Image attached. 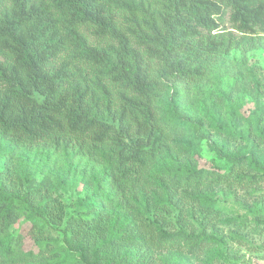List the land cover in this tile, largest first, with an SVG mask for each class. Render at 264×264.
<instances>
[{"label":"trees","instance_id":"16d2710c","mask_svg":"<svg viewBox=\"0 0 264 264\" xmlns=\"http://www.w3.org/2000/svg\"><path fill=\"white\" fill-rule=\"evenodd\" d=\"M260 35L264 0H0V138L103 166L94 183L99 199L74 213L40 190L1 189L0 257L162 264L161 225L172 213L193 229L196 212L187 214L195 189L257 184L255 174L240 173L251 166L241 158L225 174L150 168L184 134L172 103L160 108L166 82L201 83L216 62ZM25 215L43 225L27 232L36 251L20 253L24 237L10 227ZM45 227L59 228L81 262Z\"/></svg>","mask_w":264,"mask_h":264},{"label":"rangeland","instance_id":"374dc122","mask_svg":"<svg viewBox=\"0 0 264 264\" xmlns=\"http://www.w3.org/2000/svg\"><path fill=\"white\" fill-rule=\"evenodd\" d=\"M165 86L160 108L172 103L174 119L184 134L174 145L176 150L160 155L150 171L163 166L181 171L189 166L225 174L241 158L251 166L240 173L259 179L247 189L237 182L195 189L199 198L189 201L187 214L196 212L193 229L177 225L172 213L161 225V237L168 241V250L160 254L162 264H264V171L260 168L264 166V35L250 48L232 50L216 62L201 83L166 82ZM102 170V165L72 151L16 149L0 138V178H4L0 190L19 196L40 190L41 195L60 200L66 213L99 199L94 183ZM33 224L43 225L38 216L25 215L10 227L13 235L24 237L20 253L37 249L27 233ZM45 228L81 262V253L59 228ZM0 264L38 262L14 263L2 255Z\"/></svg>","mask_w":264,"mask_h":264}]
</instances>
